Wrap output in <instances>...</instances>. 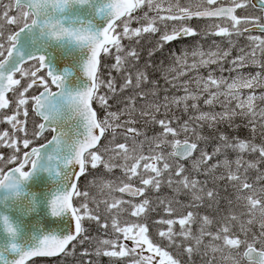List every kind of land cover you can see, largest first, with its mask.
I'll use <instances>...</instances> for the list:
<instances>
[{
	"label": "snow or ice",
	"instance_id": "6c2138e0",
	"mask_svg": "<svg viewBox=\"0 0 264 264\" xmlns=\"http://www.w3.org/2000/svg\"><path fill=\"white\" fill-rule=\"evenodd\" d=\"M0 125V264H264V0H0Z\"/></svg>",
	"mask_w": 264,
	"mask_h": 264
},
{
	"label": "trees",
	"instance_id": "16d2710c",
	"mask_svg": "<svg viewBox=\"0 0 264 264\" xmlns=\"http://www.w3.org/2000/svg\"><path fill=\"white\" fill-rule=\"evenodd\" d=\"M215 40L217 41V43H220L221 46L224 45V40L223 38H220V37H209L206 41H204V46H205V49H207L208 46L211 45L212 41ZM192 42L191 38L188 39V41L186 43L190 44ZM186 43H181L179 45H173L172 48L173 50H175L176 48H183L186 46ZM241 44L244 43L243 40L240 41ZM143 44H144V49L142 50L141 52V55H142V61H141V64H143L144 61H146L148 59V56H147V47L149 46V38H146L144 41H143ZM165 53V54H164ZM235 54V53H233ZM168 56V49L165 48L164 51L162 53H159L157 54V56L155 57V59L157 60V62L161 61V60H164L165 57ZM252 69H250L251 71ZM161 83L163 84V81H161ZM179 115V113H177ZM237 124L240 125V127L238 128H232V129H229L227 128L226 125H221V130H224V131H227L229 132L231 135H238L241 139H248V138H251L252 136V133L250 132V129L247 128V127H244V124L242 121H240L239 119L236 121ZM208 133V130L205 129V134ZM256 142L259 143L260 142V136H259V131L257 132V136H256ZM209 150H211V145H209ZM201 179H203V177H201ZM221 190H223V188L221 187ZM165 192H167L168 190L167 189H164ZM221 192V191H220ZM231 192L230 189H228V192H223L225 193L226 195L224 196H227L229 195ZM221 195V193H220ZM222 196V195H221ZM181 199H185L184 197H181ZM226 202L222 201L221 202V209L223 210L225 208V204ZM201 213H203L205 211L204 208H201L200 209ZM210 214H212L213 210H209ZM163 214V213H161ZM153 216H155V214H153ZM91 231H92V234L95 235L96 234V227L95 225L93 224L92 227H91ZM81 249L78 248L77 250V254L75 257H68L65 261H62V264H80V260L81 259H87V257H81L79 255ZM92 260H93V264H110V261H109V258L107 257H100V258H97L95 256H92L91 257ZM37 264H56V260L55 259H49V258H38L37 259ZM113 264H115V261H113Z\"/></svg>",
	"mask_w": 264,
	"mask_h": 264
},
{
	"label": "flooded vegetation",
	"instance_id": "af4514ba",
	"mask_svg": "<svg viewBox=\"0 0 264 264\" xmlns=\"http://www.w3.org/2000/svg\"><path fill=\"white\" fill-rule=\"evenodd\" d=\"M192 23H194V24H199L200 25V27L201 28H203L204 27V25L206 24V23H208V21H192ZM173 45H177V44H173ZM172 45V46H173ZM2 127H6V125H0V128H2ZM225 202V201H224ZM225 204V203H224Z\"/></svg>",
	"mask_w": 264,
	"mask_h": 264
},
{
	"label": "rangeland",
	"instance_id": "374dc122",
	"mask_svg": "<svg viewBox=\"0 0 264 264\" xmlns=\"http://www.w3.org/2000/svg\"><path fill=\"white\" fill-rule=\"evenodd\" d=\"M225 75H227V73H225ZM230 190H231V189H230ZM223 192H224V191H222V190H221V192H220V193H221V195H222V197H226V196H224V195H226V194H225V193H223ZM227 196H228V195H227Z\"/></svg>",
	"mask_w": 264,
	"mask_h": 264
},
{
	"label": "water",
	"instance_id": "95a60500",
	"mask_svg": "<svg viewBox=\"0 0 264 264\" xmlns=\"http://www.w3.org/2000/svg\"><path fill=\"white\" fill-rule=\"evenodd\" d=\"M32 215H35V214H32ZM25 219H31V216H29V217H26Z\"/></svg>",
	"mask_w": 264,
	"mask_h": 264
},
{
	"label": "bare ground",
	"instance_id": "6f19581e",
	"mask_svg": "<svg viewBox=\"0 0 264 264\" xmlns=\"http://www.w3.org/2000/svg\"><path fill=\"white\" fill-rule=\"evenodd\" d=\"M165 54V53H164Z\"/></svg>",
	"mask_w": 264,
	"mask_h": 264
}]
</instances>
